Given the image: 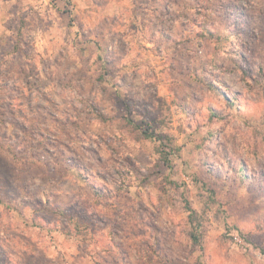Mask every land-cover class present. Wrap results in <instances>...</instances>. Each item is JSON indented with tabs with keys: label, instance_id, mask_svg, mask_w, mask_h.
<instances>
[{
	"label": "clouds",
	"instance_id": "1",
	"mask_svg": "<svg viewBox=\"0 0 264 264\" xmlns=\"http://www.w3.org/2000/svg\"><path fill=\"white\" fill-rule=\"evenodd\" d=\"M0 264H264V0H0Z\"/></svg>",
	"mask_w": 264,
	"mask_h": 264
}]
</instances>
